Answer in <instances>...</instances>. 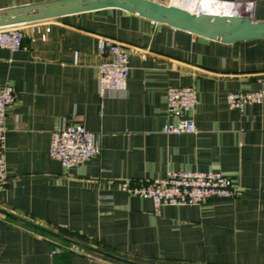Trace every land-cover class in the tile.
Instances as JSON below:
<instances>
[{
    "label": "crops",
    "instance_id": "1",
    "mask_svg": "<svg viewBox=\"0 0 264 264\" xmlns=\"http://www.w3.org/2000/svg\"><path fill=\"white\" fill-rule=\"evenodd\" d=\"M253 1L251 17L264 21V0ZM22 30L20 50L0 48V86L16 91L6 111L0 264H264V98L241 111L226 101L264 91V39L224 43L117 8ZM98 36L129 51L121 94L98 92V66L110 58ZM190 85L196 131L162 133L168 87ZM61 123L83 124L100 153L64 168L49 156ZM169 169L220 171L238 194L156 213L149 198L120 188Z\"/></svg>",
    "mask_w": 264,
    "mask_h": 264
},
{
    "label": "built area",
    "instance_id": "2",
    "mask_svg": "<svg viewBox=\"0 0 264 264\" xmlns=\"http://www.w3.org/2000/svg\"><path fill=\"white\" fill-rule=\"evenodd\" d=\"M226 4L223 15H251L253 0H218ZM201 13V12H194ZM25 24V23H23ZM0 27V48L12 52L23 47L22 25ZM98 51L109 54L110 58L98 66L97 88L101 96L108 92L123 93L129 75V51L124 44L105 36H98ZM16 97L15 88L6 83L0 86V185L6 181L4 139L6 132V111ZM262 89L257 91H235L226 95L230 108L243 110L245 105L261 103ZM198 102L193 85L170 86L166 93L168 120L161 131L166 135L194 133L196 131L193 111ZM100 153V146L94 134L83 124L61 123L50 132L49 156L56 159L64 168L81 164ZM121 190L130 195L149 198L154 212L158 213L165 205L184 206L198 204L207 198H235L238 188L220 171L166 170L164 175L146 179L140 185H131L127 180L120 182ZM53 253L56 249L52 250Z\"/></svg>",
    "mask_w": 264,
    "mask_h": 264
},
{
    "label": "water",
    "instance_id": "3",
    "mask_svg": "<svg viewBox=\"0 0 264 264\" xmlns=\"http://www.w3.org/2000/svg\"><path fill=\"white\" fill-rule=\"evenodd\" d=\"M106 8L121 9L224 43L264 39V21H256L249 14L194 13L159 0H43L0 8V27Z\"/></svg>",
    "mask_w": 264,
    "mask_h": 264
},
{
    "label": "bare ground",
    "instance_id": "4",
    "mask_svg": "<svg viewBox=\"0 0 264 264\" xmlns=\"http://www.w3.org/2000/svg\"><path fill=\"white\" fill-rule=\"evenodd\" d=\"M172 5L180 6L191 12H204L212 14H221L224 10V4L218 0H172Z\"/></svg>",
    "mask_w": 264,
    "mask_h": 264
},
{
    "label": "rangeland",
    "instance_id": "5",
    "mask_svg": "<svg viewBox=\"0 0 264 264\" xmlns=\"http://www.w3.org/2000/svg\"><path fill=\"white\" fill-rule=\"evenodd\" d=\"M169 3H172V0H167ZM192 1H194V0H192Z\"/></svg>",
    "mask_w": 264,
    "mask_h": 264
}]
</instances>
